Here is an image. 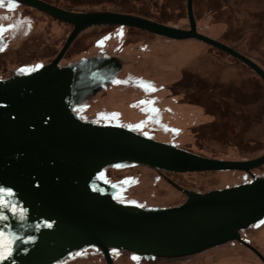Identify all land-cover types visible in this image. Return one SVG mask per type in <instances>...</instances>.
<instances>
[{
    "label": "water",
    "instance_id": "95a60500",
    "mask_svg": "<svg viewBox=\"0 0 264 264\" xmlns=\"http://www.w3.org/2000/svg\"><path fill=\"white\" fill-rule=\"evenodd\" d=\"M73 25L57 55L37 70L0 79V264H53L69 253L96 247L106 264L111 249L140 256L180 258L236 240L264 218V177L208 192L183 189L164 172L240 170L264 165V153L244 160L202 156L118 125L84 121L75 106L109 85L122 60L60 62L91 26L124 25L171 39H197L250 66L264 68L235 48L199 32L194 0L189 27L113 11H71L45 0H17ZM0 37V43H1ZM133 162L159 171L187 195L175 206L148 209L115 198L119 187L105 168Z\"/></svg>",
    "mask_w": 264,
    "mask_h": 264
},
{
    "label": "rangeland",
    "instance_id": "374dc122",
    "mask_svg": "<svg viewBox=\"0 0 264 264\" xmlns=\"http://www.w3.org/2000/svg\"><path fill=\"white\" fill-rule=\"evenodd\" d=\"M45 1L71 11L113 10L172 26L179 21L188 28L187 0ZM163 10L172 21L159 15ZM194 11L199 32L264 68V0H194ZM0 16L10 23L0 26L4 40L0 77L42 67L57 55L73 29L70 23L17 0H0ZM75 40L61 66L115 57L124 67L113 84L75 106L82 120L123 126L210 158L244 160L264 153V80L233 55L197 39H171L124 25L91 26ZM105 172L108 182L118 183L115 198L121 203L157 209L186 200L183 191L150 167L117 165ZM164 174L183 189L197 192L251 180L240 170ZM253 174L264 177V165L254 168ZM240 233L264 254V218ZM112 257L115 264H264L236 240L200 255L173 259L148 260L122 252H112ZM53 264L106 261L101 250L87 247Z\"/></svg>",
    "mask_w": 264,
    "mask_h": 264
},
{
    "label": "trees",
    "instance_id": "16d2710c",
    "mask_svg": "<svg viewBox=\"0 0 264 264\" xmlns=\"http://www.w3.org/2000/svg\"><path fill=\"white\" fill-rule=\"evenodd\" d=\"M160 16H162L164 19H166V20H170V21H172V19H170V17H169V14H167V12L166 11H161L160 12V14H159ZM10 25V23H9V21L7 20V18L6 17H1L0 16V26H2V25ZM8 25V26H9ZM72 25V24H71ZM175 25L176 26H178V27H181L180 25H182L183 27H185L184 26V24L183 23H181V22H179V21H175ZM73 26V25H72ZM186 27H189V20H188V22H187V24H186ZM0 35L2 36V32L0 31ZM76 41V40H75ZM74 41V42H75ZM73 42V43H74ZM73 45V44H72ZM71 48V47H70ZM70 48H69V50H70ZM68 50V51H69ZM59 51V50H58ZM57 51V52H58ZM123 69H124V67H123ZM122 69V70H123ZM116 78V77H115ZM111 84H113V82H111L109 85H111ZM117 165H128V166H144V167H148V166H145V165H142V164H138V163H133V162H123V163H119V164H114V165H110V166H108V167H106L105 169H107V168H114V167H116ZM149 168V167H148ZM151 168V167H150ZM151 169H153V168H151ZM116 184H117V186H118V183L116 182ZM119 187V186H118ZM217 247V246H216ZM112 252H122V253H130V254H133V255H135V256H139V257H141V258H144V259H148V260H165V259H167V258H158V257H148V256H140V255H136V254H134V253H132V252H128V251H125V250H121V249H111V253ZM201 253H203V252H200V253H197L198 255H200Z\"/></svg>",
    "mask_w": 264,
    "mask_h": 264
},
{
    "label": "flooded vegetation",
    "instance_id": "af4514ba",
    "mask_svg": "<svg viewBox=\"0 0 264 264\" xmlns=\"http://www.w3.org/2000/svg\"><path fill=\"white\" fill-rule=\"evenodd\" d=\"M102 10V9H101ZM0 37H1V40H2V36L0 35ZM4 41V40H3ZM3 41H1V43H0V45L3 43ZM56 55V54H55ZM54 55V56H55ZM54 58V57H53ZM53 58H51L49 61H47V63H49ZM47 63H44V64H47ZM44 64H42V65H44ZM41 65V66H42ZM61 65V64H60ZM39 68V67H38ZM34 70H36V69H34ZM30 72H33V71H30ZM6 78H8V77H6V76H2V77H0V79H6ZM255 157H257V156H255ZM250 158H254V157H248V158H246V159H250ZM248 173V172H247ZM248 174H250L251 175V180H249L248 182H251L252 180H253V177L254 176H256L255 174H253V170H252V173H248ZM247 182V183H248ZM186 199H187V195H186Z\"/></svg>",
    "mask_w": 264,
    "mask_h": 264
}]
</instances>
